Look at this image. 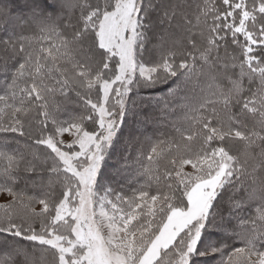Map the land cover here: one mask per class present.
Returning <instances> with one entry per match:
<instances>
[{
    "label": "snow or ice",
    "instance_id": "6c2138e0",
    "mask_svg": "<svg viewBox=\"0 0 264 264\" xmlns=\"http://www.w3.org/2000/svg\"><path fill=\"white\" fill-rule=\"evenodd\" d=\"M0 264H264V0H0Z\"/></svg>",
    "mask_w": 264,
    "mask_h": 264
}]
</instances>
